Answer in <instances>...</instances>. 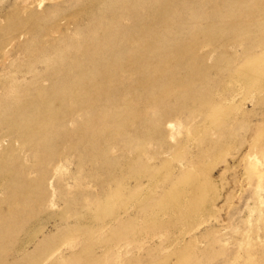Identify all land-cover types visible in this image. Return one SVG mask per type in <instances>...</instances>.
<instances>
[{"label": "rangeland", "instance_id": "1", "mask_svg": "<svg viewBox=\"0 0 264 264\" xmlns=\"http://www.w3.org/2000/svg\"><path fill=\"white\" fill-rule=\"evenodd\" d=\"M0 264H264V0H0Z\"/></svg>", "mask_w": 264, "mask_h": 264}, {"label": "bare ground", "instance_id": "2", "mask_svg": "<svg viewBox=\"0 0 264 264\" xmlns=\"http://www.w3.org/2000/svg\"><path fill=\"white\" fill-rule=\"evenodd\" d=\"M257 153V152H256ZM252 168L254 169V170H256V171H258V165L255 163V164H253L252 165ZM260 176V175H259ZM259 179H261L260 177H259Z\"/></svg>", "mask_w": 264, "mask_h": 264}]
</instances>
